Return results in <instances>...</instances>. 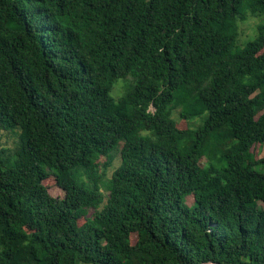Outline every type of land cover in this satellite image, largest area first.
Listing matches in <instances>:
<instances>
[{"label":"trees","instance_id":"obj_1","mask_svg":"<svg viewBox=\"0 0 264 264\" xmlns=\"http://www.w3.org/2000/svg\"><path fill=\"white\" fill-rule=\"evenodd\" d=\"M247 12L264 0H0V264H264Z\"/></svg>","mask_w":264,"mask_h":264},{"label":"rangeland","instance_id":"obj_2","mask_svg":"<svg viewBox=\"0 0 264 264\" xmlns=\"http://www.w3.org/2000/svg\"><path fill=\"white\" fill-rule=\"evenodd\" d=\"M264 22V16H257V15H253L249 12H247L245 14V19L241 20L239 19L237 21V28H238V44L239 45H243L244 43H246L247 41H250L256 34V29L257 26ZM121 86L122 84H119L116 89L114 90V95L115 97H117L118 95H120V91H121ZM113 95V93H112ZM173 118L177 121V126L180 129H184V128H188V127H195L198 125V122H187L184 120H178L177 119V113H174ZM2 137H3V142L2 143H10L11 141V136L9 134V132L3 131L2 132ZM251 151L253 152L254 155H256L257 157H264V144L263 145H259V146H254L251 148ZM204 160V159H202ZM117 164V163H116ZM55 180V179H54ZM49 194L52 197H58L61 198L63 196V192L55 187L54 185L49 183V190H48ZM192 201V199H187V203H190ZM80 222H83V220H80Z\"/></svg>","mask_w":264,"mask_h":264},{"label":"bare ground","instance_id":"obj_3","mask_svg":"<svg viewBox=\"0 0 264 264\" xmlns=\"http://www.w3.org/2000/svg\"><path fill=\"white\" fill-rule=\"evenodd\" d=\"M89 100V99H88ZM92 103V102H91Z\"/></svg>","mask_w":264,"mask_h":264}]
</instances>
